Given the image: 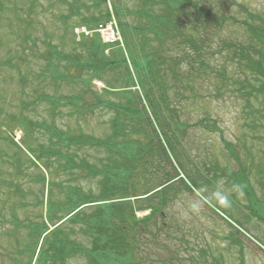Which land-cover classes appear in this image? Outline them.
Masks as SVG:
<instances>
[{"label": "trees", "instance_id": "1", "mask_svg": "<svg viewBox=\"0 0 264 264\" xmlns=\"http://www.w3.org/2000/svg\"><path fill=\"white\" fill-rule=\"evenodd\" d=\"M120 1L113 0L112 9L121 33L122 48L118 45L106 46L95 34L92 37L81 36L79 40L73 34L77 26L92 30L108 21L104 0H92L84 7L81 2H77V11L62 17L64 27L68 26L66 20L79 18V22L71 28V42L79 51H65L50 41L46 42L45 72L50 81L54 85L73 86L79 83L83 89L73 94L42 95V101L48 105L52 115L59 114L58 108L67 109L75 117H82L85 113L94 114L98 110L108 113L107 134L103 137L84 135L82 132L74 134L49 127L45 123L36 125L25 119L9 117L11 124L24 131L23 148L12 140L11 144L19 152L24 149L32 155L30 164L40 167L39 171L42 168L47 176L46 180L45 174L40 172L43 198L46 195V201L42 198L39 202L45 208L44 217L41 216L40 222L19 224L27 236L24 251L29 249L30 255H34L40 245L36 264H66L67 260L75 258H81L83 264H138L134 257L139 256V250L146 245L144 239L155 244L158 234L166 225L165 210L174 197L173 193L176 195L184 191L209 203L211 199H207L204 192L218 189L220 184L246 198L247 205L240 206L245 214L239 211V204L234 197L228 200L230 207L227 212L215 206L212 208L215 213L219 214L220 211L226 216L228 221L225 222L233 229V244H241L237 234L246 237L244 224L253 222L264 225V202L254 197L248 172L240 161L236 171L219 169L216 164L205 166L203 174L193 165L190 173L185 169L186 159L179 141L180 137L183 139L185 136L189 124L181 122L179 109L171 105L168 90H173L174 95L178 96L182 92L191 93L193 103H196L202 96L192 83L195 73L202 72L191 65L192 57L172 56L167 48L170 42L164 46L169 40L178 43L179 39L184 45L196 43L191 35L183 34L184 23H181V18L188 17L190 10L193 15L198 13L204 21H208V17L201 11L200 5L190 0H164L160 3L141 0V8L136 13L146 22L131 27L121 21ZM237 8L247 19L238 23L245 31V44L222 45L232 51L231 57L238 58L240 68L254 82L243 77L233 84L237 86L235 90L249 110L252 107L250 99H257L264 94V19L242 5ZM85 10L89 13L85 14ZM213 19L217 27L221 28L220 19ZM187 20L188 25L190 19ZM129 32L143 37L141 45L128 40ZM30 39L27 35L23 42ZM148 40L157 44L158 50L150 48ZM106 49H110L108 55L104 53ZM165 49L167 55L162 54ZM185 60L189 67L183 69L181 65ZM8 66L21 74V82L25 81L23 73L16 66ZM118 72L119 78H108L110 73L115 76ZM215 73L223 78L225 68ZM167 77L171 85L165 82ZM93 78L102 81L108 90L101 94L93 92ZM136 87L138 90L134 89ZM85 97L88 99L84 100ZM204 108L202 116L193 123L194 127L218 131L215 122L206 118ZM33 128H41L46 132L48 146L40 145L37 149L27 144V139L30 143ZM84 149L100 150L105 157L98 164L90 163L78 155ZM225 149L235 158L233 146L226 143ZM262 158L264 160V153ZM54 165L67 174L74 185L49 180L48 174ZM180 173L184 179L180 178ZM255 173L264 186V164L256 166ZM80 179L96 181L97 194L86 193L76 182ZM54 189L61 199H50ZM144 210H149L147 216L138 218L135 215ZM48 222L52 228L57 226L50 230ZM78 234L82 235L88 246L76 240ZM256 241L264 252V241ZM31 260L26 264H30ZM217 263L200 258L196 264Z\"/></svg>", "mask_w": 264, "mask_h": 264}, {"label": "rangeland", "instance_id": "2", "mask_svg": "<svg viewBox=\"0 0 264 264\" xmlns=\"http://www.w3.org/2000/svg\"><path fill=\"white\" fill-rule=\"evenodd\" d=\"M155 1L160 3L164 0ZM190 1L200 5L201 11L208 17V21H204L197 12L193 15L190 10L188 17L181 18L183 34L191 35L196 43L184 45L179 39L178 43L169 40L164 46L170 42L167 48L172 56L192 57L191 65L202 72L195 73L192 83L202 96L196 103H193L191 93L182 92L178 96L173 90H168L171 105L179 109L181 122L189 124L185 136L179 141L186 159L185 169L190 173L193 165L203 174L205 166L216 164L219 169L236 171L240 161L248 172L254 197L264 202V186L255 173L256 166L264 164V94L250 99L252 107L247 110L248 106L238 96L237 86L233 84L243 77L252 81L251 76L240 68L238 58L231 57L232 51L222 45L245 44L246 34L238 23L247 19L237 6L242 5L264 19V0ZM77 2H81L83 7L90 4V0H0V264H24L29 259L31 251H24L26 231L19 224L40 222L45 214V208L39 203L44 194L39 176L40 172L46 176V172L30 164L32 155L24 149L19 152L11 144L10 140L14 139L13 142L17 140L15 144L23 148L24 131L11 124L9 117L25 119L36 125L45 123L74 134L82 132L84 135L103 137L108 132L106 122L109 114L104 111L75 117L67 109L58 108L59 114L52 115L48 105L42 101V95L73 94L83 89L79 83L73 86L54 85L45 72L47 41L65 51H79L71 42V28L75 27L79 18L66 20L67 27L62 21L63 16L77 11ZM140 4L141 0H121L118 4L122 9L121 21L131 27L144 25L146 21L136 13L141 8ZM213 18L220 19L221 28L217 27ZM187 19L191 20L188 25ZM27 35L31 39L23 42ZM142 38L141 35L128 34V40L137 45H141ZM148 41L150 48L158 47ZM162 54L167 55V49ZM9 64L23 73L24 82H21V74ZM181 67H189L186 60ZM224 68L225 76L219 78L215 71ZM110 74L109 79L120 77V72L115 76ZM165 82L171 85L168 77ZM93 89L100 93L98 89ZM203 108L206 118L215 122L218 131L194 127L193 123L202 116ZM31 132L32 137L30 143L27 139V144L37 149L40 145H49L43 129L33 128ZM226 143L233 146L236 159L226 151ZM78 155L93 164L100 163L105 157L102 151L91 149L79 151ZM48 178L72 184L70 177L55 165L50 168ZM76 182L86 193L97 194L96 181L80 179ZM207 190L210 192L205 191L204 194L211 199L209 203L184 191L172 194L174 197L165 210L166 225L163 231L157 232L155 244L144 239L146 245L139 250V256L134 257L138 264H196L200 258L208 262L217 261V264H264L263 248L256 241H264V225L243 223L247 234L243 237V234L236 233L241 241L240 245H236L231 242L233 229L212 210L215 206L227 212L230 207L228 200L234 197L239 211L244 213L240 206L247 205L245 196L222 184L218 189ZM59 198L61 195L54 189L50 199ZM146 213H138V216L143 217ZM47 225L50 227L52 224L48 222ZM76 240L88 246L82 235L78 234ZM66 264H83V260L70 259Z\"/></svg>", "mask_w": 264, "mask_h": 264}, {"label": "clouds", "instance_id": "3", "mask_svg": "<svg viewBox=\"0 0 264 264\" xmlns=\"http://www.w3.org/2000/svg\"><path fill=\"white\" fill-rule=\"evenodd\" d=\"M222 199H225V198H222Z\"/></svg>", "mask_w": 264, "mask_h": 264}]
</instances>
